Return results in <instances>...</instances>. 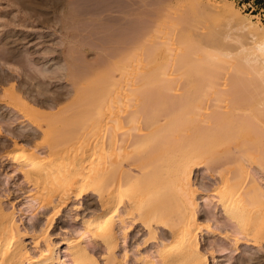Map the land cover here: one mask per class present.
<instances>
[{
  "label": "bare ground",
  "instance_id": "bare-ground-1",
  "mask_svg": "<svg viewBox=\"0 0 264 264\" xmlns=\"http://www.w3.org/2000/svg\"><path fill=\"white\" fill-rule=\"evenodd\" d=\"M9 1L26 8L23 0ZM175 9L187 26L190 18L220 21L235 13L232 0H179ZM231 23L232 35L211 29L189 36L182 28L170 47L144 45V58L158 54L159 64L129 83L111 74L113 64L120 66L114 60L111 72L101 70L109 85L99 81V70L85 78L69 73L53 51L29 47L30 34L0 25V176L8 178L1 176L0 192L10 178L31 188L39 179L49 184H40L48 197L36 186L33 194L19 185L15 197L7 188L10 208L0 198V264H224L217 256L230 253L231 243V251L247 250L240 240L262 245L264 26L249 18ZM228 39L239 47L226 45ZM66 82L69 89H54ZM6 133L16 152L1 153ZM204 165L216 169L213 197L194 181ZM251 256L257 255L246 260Z\"/></svg>",
  "mask_w": 264,
  "mask_h": 264
},
{
  "label": "rangeland",
  "instance_id": "rangeland-1",
  "mask_svg": "<svg viewBox=\"0 0 264 264\" xmlns=\"http://www.w3.org/2000/svg\"><path fill=\"white\" fill-rule=\"evenodd\" d=\"M23 1L25 2L26 8L22 7L21 5H20L21 7L20 6L15 7L13 4H11V2L9 0H0V20L3 19L2 21H0V25L1 24L3 25L2 29L4 28V26L7 25L8 27H6V29L5 28L4 29L8 30V31L10 30V33L13 31L14 33L12 32V34L18 33V35L23 34L24 36L30 34L29 38L27 39V41L30 40V41H28V44H30V45H28L29 47L31 46L32 48H34L33 50H37L40 52L43 51L45 48L48 49V51L49 50L53 51L55 53V55L52 52L50 55L56 56V58H58L57 61L59 60L58 62H63L66 68L69 66V69H70L69 73L79 74L81 77H84V75H85V77H89L93 73V71L96 70V72H97V70H99V71H101L102 69L106 70L108 67L110 69H109V71H106V73L111 72L110 71L111 67L109 65L111 62H115L117 60L116 63H118L120 66L118 67V65L116 64L117 65V68H116V65L113 64V66H112L113 70H112L111 74H113L114 73L113 71H115L116 73H114V76L116 78H120V76H121V78L124 77L123 80L125 82L127 80L128 83L132 81L135 74L138 73L139 71H147L149 68L151 69L152 66L154 67L155 64H157V63L159 64L160 55H158V54L152 55V57L150 55V58H147V59L144 58L145 56H147V54H143L144 53V51H143L144 45L146 46V47L144 46L146 49L151 43L155 46H158L161 43H163V44H165V47H166V45H169V47H170L171 43L174 40H176L175 39L176 36L181 34L184 29H185L184 32L189 36L190 35L199 36L200 34L204 35L205 32H206L205 34H207V32L211 29H212V31L216 32L217 34H220L221 31H223L222 33L230 32V34L232 35V33L233 34H234V32L237 33V31L234 29L233 30L230 29V22H232L231 25H234V24H236L235 21L237 22L238 20L245 19V18L251 19L254 23L257 22L256 24H258L260 26H264V0H232L233 1V8L235 10V13L238 16L234 12L233 13L231 12L230 14L228 13L226 15L225 19H221L220 21H211L210 20L207 22H199V23L195 19L190 18V19H187V22H186V23H188V26H187V24L186 25L180 24V23H182V21L180 20V17L178 16L179 12H178V9H175L177 2L179 0L178 1L177 0H23ZM209 1L217 2V1H222V0H209ZM170 2H171V6H173L174 9H172L173 7L170 6ZM174 3H175V6H174ZM165 7H167V8H165ZM162 8L163 9L165 8V10H163ZM157 9L159 12L162 11L161 13L162 14L164 13V15L163 16L160 15L159 12H158L159 14L156 13ZM166 9L167 10L169 9L168 12H166L167 11ZM171 10L173 13L171 12ZM163 11H165V12H163ZM169 12H171V13H169ZM238 12H239V14H238ZM165 13L166 14L168 13L167 15H169V14H171V15L167 16L168 17L167 18V17H165L166 16ZM158 16H160V18ZM242 16L245 18H243ZM162 17H163V19H162ZM164 17L166 19H168L169 22L170 21L171 22L170 23L166 22L167 20L164 21V19H165ZM170 17H171V19H169ZM11 19L15 20V23L18 21L14 27L16 31L14 30V28H12L10 25H8ZM44 19H47L48 21L44 22ZM159 19H160L159 22L169 23V25H167V27L169 28V26H170V28L168 30H170L171 32L166 30L167 27H164L166 24H162V23H160L161 25L159 24V22L157 21ZM178 20H180L179 21L180 23L178 22ZM7 21H8V23H7ZM18 24L20 27L18 26ZM27 25H29V26H27ZM156 25H158V26H156ZM152 26H154V28H152ZM184 26H186V27H184ZM176 27H177V29H176ZM159 28H161V29H159ZM182 28H184V29H182ZM186 28H187V30H186ZM19 29H22V30H19ZM148 29H150V32L149 31L147 32ZM178 29L180 30V32L177 31ZM156 30H157V32H156ZM165 30H166V32H165ZM175 30L178 33H176ZM217 30H218V32H217ZM190 31H192L193 34ZM3 32H5V31H3ZM151 32L152 33L154 32V34H152ZM149 33L155 38H153L152 36H149L150 35ZM166 33H168V34H166ZM171 33H172V35H170ZM175 34H177V35H175ZM174 36H175V38H174ZM179 36L177 38H179ZM145 37H147V38H145ZM149 38H151V39H149ZM159 38H160V40H159ZM170 38H172V39H170ZM145 40H146V42H145ZM169 40L171 43L169 42ZM228 41H230V42H228ZM228 41L225 40V42H227V43H225L226 45H228V46L232 45L233 48L239 47L238 42H235L231 39H228ZM140 42H142L141 44H143V45H141ZM155 42L160 43V44H156ZM43 43H45V44H43ZM137 43L140 44V46ZM236 43H238V44H236ZM229 44H231V45H229ZM134 45H137V47L135 46L136 47L135 48ZM26 46H27V44L24 47H26ZM138 46H139V48H138ZM155 46H153V48H155ZM131 47H134V49L133 48L131 49ZM51 49H53V50H51ZM130 49L133 50V52H135V53H130V52H132V51H130ZM128 50L130 51L129 55L127 54ZM149 50L150 49L148 48V51ZM155 51H157V49L154 50V53H156ZM130 54L131 55L133 54V55L130 56ZM142 54L145 56H143ZM123 55H125V58H123L124 60L122 59L121 61H119V59H121L120 57H122ZM148 55H149V53H148ZM129 57H130V59H127ZM131 57H134V59ZM123 61L126 63V66L129 69L124 68L125 64L122 63ZM121 65H123L124 69L122 68V70H124V71H121L122 73L119 74L118 72L120 71ZM157 68H158V65H157ZM99 71L97 74H98V76L100 75V77L98 78L100 81L101 77H102V79L104 77L103 76L104 72L101 71V74H100ZM132 72H133V74H132ZM123 73L125 76L123 75ZM90 77H92V76H90ZM68 83L66 85L65 84L56 85L54 89H57L58 87H60V88L63 87V90H67L70 87V82H68ZM95 83H96L95 84L96 86L102 85V83L105 84L106 83L105 77H104V80L101 84H100V82L98 83L97 81ZM106 84H108V83H106ZM108 85H107V87L109 88ZM88 87H90V85H87V88ZM101 88L103 89V93L109 92V90H107L108 88L107 89H105L103 87H101ZM153 88L154 87H152V89L149 90V93H147V96H149L150 94H153V90H154ZM101 96H103V95H101ZM132 101H134V100H132ZM140 102L141 101H138L137 103H140ZM3 129L4 128L1 129L2 135H4L5 131L7 132V130H3ZM40 136L42 139V135L39 134V136H38L39 138L37 137L35 139V140H38L37 142H39L41 140ZM4 138L3 139H4L5 143H3V142L1 143L2 144L1 145V151H2L1 153L3 154L6 150L7 151L9 150L10 153H12L11 150H13V152H16V149L14 150V146L13 145L11 146V143L9 142L10 140L6 141L9 139L8 133H6V136ZM4 148H6V150ZM7 151L5 153H9ZM17 151H19V149ZM23 153L24 152H22V154ZM204 166L205 167H202L201 169L196 170L195 175H194V177H195L194 181H195L197 187H199V186L201 188L203 187L205 190H203V189H201V190H203L204 192L207 191V194L209 195V197H213L214 193H212L211 187L215 186V184H214L215 180L214 179L216 178L215 176H217V174L215 173L216 169L211 168V170H209V167H207L206 165H204ZM205 168H206V170H205ZM207 169H208V173L206 172ZM253 170H254V173L256 174L257 177L263 173L261 171L259 172L258 168L253 169ZM253 170H252V172H253ZM212 171H214V172H212ZM255 171H257L259 173L255 172ZM208 174H210V175H208ZM214 174H215V176H214ZM263 175H264V173L260 176L261 180L259 179V177L257 178V179H259L260 183L262 181L264 182V179H263L264 176ZM213 176L215 178L211 179ZM2 177L0 180H2ZM208 177L210 178V180ZM4 178L5 177H3V179ZM5 179H8V178H5ZM12 180L13 179L10 178L8 184H9V186L15 185L14 190L19 185H21V187L24 186L23 187L24 189L25 188L26 189L27 188L32 189V193L37 194L38 193L37 190L39 189V196L41 194V190H43V187H46L47 185L49 186V184H47V183H46V185L41 184L42 180H43L42 183H45L46 181H48L47 179L45 182H44V179H42V180L39 179V180H41L40 183H38L39 180H37L38 182L36 181L37 183H35V185H34L35 181H32L33 187L35 188V186H36V188H38L37 190L35 189L36 192H34L35 190H34V188H31L32 187L31 184H28L27 185L28 187H25L27 183L24 182V180L21 179V180H19L20 182L17 180H13L14 182H12ZM207 180H209L210 183L209 182L207 183L206 182ZM203 181H204V183L206 182L207 184L206 183H205L206 185L203 184ZM7 182H8V180H7ZM22 183H23V185H22ZM8 184L5 183V187H7ZM38 184L43 185V187L41 188V185L39 186ZM202 184L204 186H202ZM209 184H211V185H209ZM37 185H38V187H37ZM261 185L264 188V183L263 184L261 183ZM9 186L7 187L8 189L7 188L6 189L8 191L11 190V191H9V192H11V194L15 192V195L13 196V197H15L17 195L18 191L16 192V190L15 191L12 190L13 186H11V187H9ZM208 187H210L209 188L210 191H208ZM3 189L0 191H3ZM6 189L4 191L5 193L2 192L3 193L2 194L0 192L2 194V195H0V198H1V202L4 201L3 205L7 204L6 206L7 207L9 206V208H10L9 202L7 201L6 198H4L5 197L4 194H6V192H7ZM46 189H47V187H46ZM201 190H199V191L201 193L205 194ZM210 193L212 196H210ZM41 195L48 197L46 194H41ZM23 197H20L19 199L21 200V202H23L22 200H24L23 203L26 202V204H27L28 198H27V201H25L26 198L25 197L23 198ZM4 199L6 200V203H5ZM44 199H45V197H44ZM18 203H20V201L17 202V204ZM21 206H23V204L22 205L20 204V208H22ZM24 219H25V214H24ZM62 227L66 228L65 226H62ZM231 228L229 230H231ZM61 230L62 229H60V226L58 228H56V233L58 235L57 236L55 234L56 237H59ZM57 231H59V234ZM231 234H232V232H231ZM230 235H229V237L231 238L232 235L231 236ZM229 237H228V239H230ZM232 238H233V236H232ZM161 239H163V238H161ZM229 241L231 242V240H228V242ZM233 241H234V238H233L232 242ZM241 241H243V240H240V242H239V244L241 243L240 247L244 245L243 249H247V250H242L240 248L239 250H242L244 252L239 251V250L238 251L234 250L235 252H238L237 253L238 255L234 254V251H231L235 247L234 242H233L230 244V246L233 245L234 247L231 246L232 249L229 250V252L231 254L233 253V257H230V258L232 260L234 259L235 261H231V263H229L230 258L228 255L230 253H228V254H226V256H228V257L224 256V258L225 257L227 258V261H226V259L221 258V256L220 257L217 256V258H219L218 260H220L219 262L221 263L223 261L224 264H227V263L228 264H237V262H238V264H243V263H245L246 258H250L251 254L255 256V253L260 258L261 257L263 258V256H264V239L261 240V242L259 244V245H261V244L262 245L258 246V247H256L257 245L255 243L250 244L251 242L246 241L247 243H249V245H248V244H246V242L244 243V241H243V243H244L243 244ZM211 242H212L211 240L210 241L208 240L206 242V244L210 245ZM226 242L227 241H225V244L227 245L228 248H230V246L228 245L230 242L229 243L227 242L228 244ZM250 245H252V246L255 245V247H252ZM245 246L247 248H245ZM243 253H244V255H243ZM249 253H251V254H249ZM239 254H241V255L239 256ZM245 254H247V257H245L246 256ZM242 255L245 258V260L242 257ZM257 256H255V257L251 256L254 259L255 258L256 259L255 260H246V264L248 261H250L249 264H264V260H263L264 258L259 259V257H257ZM236 258H238L239 261ZM221 259H223V260H221ZM241 260L244 262L241 263ZM256 260H258L259 262ZM260 261H261V263H260Z\"/></svg>",
  "mask_w": 264,
  "mask_h": 264
}]
</instances>
